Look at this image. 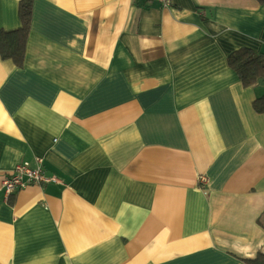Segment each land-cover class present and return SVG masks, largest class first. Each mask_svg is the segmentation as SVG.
<instances>
[{
    "label": "crops",
    "instance_id": "0c3cea01",
    "mask_svg": "<svg viewBox=\"0 0 264 264\" xmlns=\"http://www.w3.org/2000/svg\"><path fill=\"white\" fill-rule=\"evenodd\" d=\"M0 0V32L21 26ZM264 0H31L0 54V264H247L264 252ZM262 83V84H261ZM41 160L57 183L7 197Z\"/></svg>",
    "mask_w": 264,
    "mask_h": 264
},
{
    "label": "trees",
    "instance_id": "16d2710c",
    "mask_svg": "<svg viewBox=\"0 0 264 264\" xmlns=\"http://www.w3.org/2000/svg\"><path fill=\"white\" fill-rule=\"evenodd\" d=\"M20 28L0 32V54L2 59H12L14 64L21 66L27 34L31 20V0L19 2ZM228 66L233 69L244 87L255 86L264 81V57L250 49H239L227 58ZM253 107L258 113L264 112V96L253 102ZM247 264H264V252L258 253Z\"/></svg>",
    "mask_w": 264,
    "mask_h": 264
},
{
    "label": "built area",
    "instance_id": "2783aa9c",
    "mask_svg": "<svg viewBox=\"0 0 264 264\" xmlns=\"http://www.w3.org/2000/svg\"><path fill=\"white\" fill-rule=\"evenodd\" d=\"M168 5L169 0H145ZM55 176L47 177L42 169L41 160H35L34 164L24 162L19 164L2 182V189L8 197L16 190L24 189L31 185H42L46 183H57Z\"/></svg>",
    "mask_w": 264,
    "mask_h": 264
},
{
    "label": "rangeland",
    "instance_id": "374dc122",
    "mask_svg": "<svg viewBox=\"0 0 264 264\" xmlns=\"http://www.w3.org/2000/svg\"><path fill=\"white\" fill-rule=\"evenodd\" d=\"M9 197V196H8Z\"/></svg>",
    "mask_w": 264,
    "mask_h": 264
},
{
    "label": "water",
    "instance_id": "95a60500",
    "mask_svg": "<svg viewBox=\"0 0 264 264\" xmlns=\"http://www.w3.org/2000/svg\"><path fill=\"white\" fill-rule=\"evenodd\" d=\"M262 84V83H261Z\"/></svg>",
    "mask_w": 264,
    "mask_h": 264
}]
</instances>
